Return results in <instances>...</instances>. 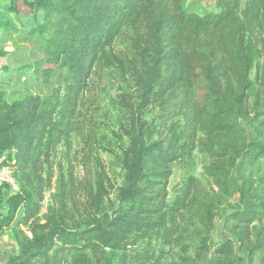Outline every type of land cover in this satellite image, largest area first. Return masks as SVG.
I'll use <instances>...</instances> for the list:
<instances>
[{"label":"trees","instance_id":"1","mask_svg":"<svg viewBox=\"0 0 264 264\" xmlns=\"http://www.w3.org/2000/svg\"><path fill=\"white\" fill-rule=\"evenodd\" d=\"M183 1L9 0L5 4L10 14L29 17L25 39L49 35L43 61L66 70L63 95L56 90L50 96L25 94L8 100L0 94V157L5 156L20 186V191L8 198V213L0 218V233L13 227L20 248L7 264H30L36 257L53 258L54 264H61L64 256L58 253L69 249L80 251L71 264H115L97 252L123 247L132 236L163 239L166 244L177 241L175 212L167 207V182L172 163L194 149L198 128L207 134L204 145L214 159L208 170L219 187L226 185V169L238 160L254 164L264 157V63L257 67L256 81L250 76L254 64L264 57V0H205L214 1L219 9L205 15L186 10ZM0 30L20 32L11 21H0ZM126 32L134 57L123 59L107 53L106 48ZM104 55L111 65L129 73L136 86L135 93L121 92L118 98L129 112L127 121L115 132L119 141L128 139L121 154L125 177L119 190L120 204L113 215L106 210L111 180L104 161L97 158L94 179L90 173L78 183L72 182L68 189L72 204H63L61 212L43 222L41 201L48 187L53 152L77 127L79 101L94 65ZM54 74L53 68H45L44 82L48 84ZM255 82L260 84L256 133L240 145L225 142L234 129L232 117L249 113L248 91ZM171 91H179L186 108V140L171 136L150 142L154 128L145 117L146 111ZM256 182L252 176L242 178L237 186L241 208L231 214L238 228L237 239L250 261L257 251L264 253V236L252 239V225L264 221V200H256ZM79 190L83 193L80 201L75 195ZM194 190L206 189L191 178L178 201L191 203ZM21 207L24 216L14 225ZM201 216L198 254L213 249L219 257L217 264H235L231 237L214 248L213 210L206 207ZM86 249L95 251L94 260ZM136 256L152 257L145 251ZM123 257L125 264L126 254Z\"/></svg>","mask_w":264,"mask_h":264},{"label":"rangeland","instance_id":"2","mask_svg":"<svg viewBox=\"0 0 264 264\" xmlns=\"http://www.w3.org/2000/svg\"><path fill=\"white\" fill-rule=\"evenodd\" d=\"M8 1L0 0V21H11L17 24L20 32L8 33L0 30V94L2 93L8 100H15L25 94L50 96L56 90L63 95L66 86V70H60L56 65L43 61L49 35L47 34L44 38L36 37L34 40L25 39L24 35L30 29L29 17L10 14L5 8ZM214 4V1L208 3L205 0L183 1L186 10L201 15L219 12ZM106 52H114L123 59L133 58L134 51L129 34L126 32L118 36L113 46L106 48ZM39 60L42 62L38 63ZM261 63H264V57L257 61L251 70L250 76L254 81H256L257 67ZM45 68L55 70L48 84L44 82L42 75ZM259 87L260 84L255 82L254 87L248 91L249 113L243 117H232L230 124L234 129L224 138L225 142L240 145V143L249 141L256 133L258 121L254 120V116ZM135 90L133 77L129 73L124 74L117 66L111 65L106 55L103 56L102 61L94 65L89 85L79 101L80 112L77 127L74 126L69 139L64 138L56 146L51 158L52 166L48 171V187L41 201L40 218L43 222H46L53 213L61 212L63 204H68V206L72 204V197L68 193L72 182L76 184L90 173L94 179L97 158L104 161L106 172L111 180V194L106 210L110 215L114 214V210L120 204L119 190L124 185L125 177L121 159L122 148L128 143L127 138L119 141L115 132L129 116L128 110L118 103V98L121 92L135 93ZM145 117L154 128L150 142L167 140L166 138L171 136L179 138L180 141L186 140L189 126L186 108L179 91L168 92L164 100L152 103ZM261 138H264V133ZM206 141V132L198 128L194 149L172 163V174L167 182L166 200L167 207H172L174 210L171 211L175 212L176 232L174 236L178 240L166 244L163 239L153 237L136 239L132 236L123 247L102 248L97 252L101 258L104 260L108 258L115 264H124L126 258L123 256L126 254L127 264H217L219 257L213 249L204 254H198L203 228L201 212L209 207L215 215L212 226L214 248L229 236L233 239L236 253L235 264H264V253L260 250L250 261L248 253L237 239L238 228L231 216L233 212L241 208L237 186L242 182L243 177L252 176L257 179L256 200L259 202L264 200V183L261 182V178L264 177V157L254 164L248 162L242 164L238 160L236 165L226 169V185L219 187L209 174L208 168L213 165L214 159L206 150L204 145ZM3 158H5L4 155L0 157V160ZM5 159H3L4 163L9 164ZM10 175L15 179L13 173ZM191 178L199 180L206 190H194L191 203L179 202L178 199L181 198ZM19 191L20 186L16 179L15 184H12L0 177V218L8 213V198ZM75 195L79 201L83 200V193L80 190L76 191ZM23 216L24 208L21 207L13 224L22 220ZM21 227L31 235L27 225L22 224ZM252 227H254L253 241H256L258 237L262 239L264 221L255 222ZM85 251L94 260L95 251L91 249ZM144 251L152 257L144 259L136 256L137 253ZM79 252L77 249H69L65 254L59 252L60 257L64 256L61 264H71ZM18 253H20V248L13 227L7 228L0 233V264H7L9 257ZM30 264L54 263L53 258L36 257Z\"/></svg>","mask_w":264,"mask_h":264},{"label":"built area","instance_id":"3","mask_svg":"<svg viewBox=\"0 0 264 264\" xmlns=\"http://www.w3.org/2000/svg\"><path fill=\"white\" fill-rule=\"evenodd\" d=\"M3 159L0 160V177L6 179L9 183L15 184V179L10 175L13 173V169L9 164L6 165Z\"/></svg>","mask_w":264,"mask_h":264}]
</instances>
